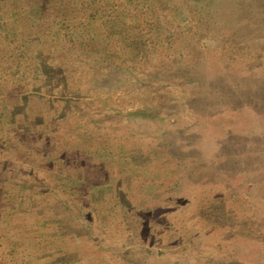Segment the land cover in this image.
I'll use <instances>...</instances> for the list:
<instances>
[{"label": "rangeland", "instance_id": "1", "mask_svg": "<svg viewBox=\"0 0 264 264\" xmlns=\"http://www.w3.org/2000/svg\"><path fill=\"white\" fill-rule=\"evenodd\" d=\"M0 264H264V0H0Z\"/></svg>", "mask_w": 264, "mask_h": 264}]
</instances>
